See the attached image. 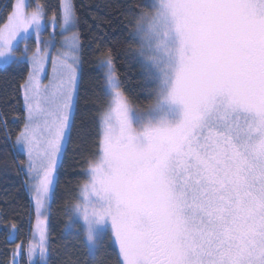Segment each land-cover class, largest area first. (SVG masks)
Listing matches in <instances>:
<instances>
[{
    "label": "snow or ice",
    "instance_id": "snow-or-ice-1",
    "mask_svg": "<svg viewBox=\"0 0 264 264\" xmlns=\"http://www.w3.org/2000/svg\"><path fill=\"white\" fill-rule=\"evenodd\" d=\"M150 7L155 16L145 26L142 12L136 35L147 38L139 56L158 102L149 114L134 112L112 60L101 62L109 102L73 217L84 223L93 256L107 230L118 264H264V0H153ZM28 8L15 0L0 28V58H27L18 45L44 26L42 8ZM74 20L71 0H62L61 31ZM77 45L73 35V51ZM27 59V120L15 147L35 173L39 216L72 127L77 61H56V81L43 85L46 54L37 48ZM38 232L28 264L37 257L47 264L43 220Z\"/></svg>",
    "mask_w": 264,
    "mask_h": 264
},
{
    "label": "trees",
    "instance_id": "trees-1",
    "mask_svg": "<svg viewBox=\"0 0 264 264\" xmlns=\"http://www.w3.org/2000/svg\"><path fill=\"white\" fill-rule=\"evenodd\" d=\"M31 2L40 3L47 16L60 19L62 0ZM72 4L81 43L80 74L62 168L72 161L74 169L72 180L62 194L56 189L51 203L47 264H118L121 256L107 230L98 240L96 254L90 253L81 225L71 223L72 208L88 180L89 164L97 159L101 114L108 106L101 62L112 60L120 89L135 108L154 101V86L133 34L141 13L151 10V0H72ZM13 5L14 0H0V28ZM29 72L25 60L0 66V264H28L34 211L25 181L26 156L15 144L26 122L23 86ZM17 247L19 261L13 263Z\"/></svg>",
    "mask_w": 264,
    "mask_h": 264
},
{
    "label": "rangeland",
    "instance_id": "rangeland-1",
    "mask_svg": "<svg viewBox=\"0 0 264 264\" xmlns=\"http://www.w3.org/2000/svg\"><path fill=\"white\" fill-rule=\"evenodd\" d=\"M25 2L29 6L28 11L35 10L38 5L42 8V10H43V21H42V23L44 26L41 29L38 36L35 33H33L23 43H20L18 45L17 55L20 56V54L24 53L25 50L27 49L26 57L30 58L32 56V54L34 52H36L37 48L43 50V52L47 56V63L45 64V72L41 76V83L43 85H49L50 83H53L56 81L55 73L53 72V64L56 61H58L60 59L67 58V62L71 64L73 56L76 57L77 62L75 64H73V67L76 69V91L74 92V95H73V105L74 106H73L72 113H71V121H72L73 113H74V109H75L76 98H77V92H78V86H79V74H80V46H81V43H80V37H79V33H78V28H77L76 16H75V20H74V25L72 26L71 30L67 31V32H62L61 28L59 27V25L62 23L61 16H60V19H58L56 17H49L46 15L44 7L40 3L31 2V0H25ZM14 3H15V0H14ZM71 3H72V0H71ZM152 3H153V0H151V4ZM153 16H155V9L151 8V10L149 12L144 13V19L140 22L146 26L149 19ZM5 23H7V21ZM4 24H3V26H4ZM136 31H137V25L134 28L133 34H134L135 41L138 44V52L140 53L141 50L147 51L148 50L146 47L147 38L142 40L140 36L136 35ZM73 35H75L78 38V45L76 46L75 51H73L71 46H70V41H71V38ZM27 58H21V60H25L28 62ZM140 59H141L143 65L145 67V70H146L147 65L145 64V61L141 57H140ZM12 62H13V60H11V59L6 60L5 58H0V66H4V65L10 64ZM29 66H30V64H29ZM30 71H31V66H30ZM106 73H107V68L104 66L105 90H106V93L108 96V102H109V92H108V87H107ZM146 73H147V77H148L149 81L154 86V93H155L154 101L152 102V104H150L146 108L137 109L128 100V103H129L130 107L132 108V110L134 112L140 113V114L151 113V111L155 108V106L158 102V99H159L158 95H157L156 82L149 78L147 71H146ZM24 106H25V102H24ZM26 120H27V112H26ZM100 128H101V136H102L101 119H100ZM68 137H69V134H68ZM67 140H68V138L62 144V154L57 157L56 169L53 173V187H52L51 192L49 194V200L46 204V214H42L39 216L37 215V212H36L35 200H34L33 192L31 190V185L35 183V173H32V174L29 173V170H28L29 157H28L27 153L25 151L17 148L18 150L23 152L26 156V163L24 166L25 181H26L27 189H28L30 196H31V199H32V205H33V211H34L31 238H30L29 243H28L27 248H26L27 262H28V256H27L28 247L31 244L37 243L39 240L38 220L44 221V227H45L46 236H47L46 247H47V262H48L49 215H50L51 203H52L56 189H58L59 194H62L66 185L73 178L72 170L74 169V163L72 161H68L64 165V167L62 168V161H63V157H64V151H65V146H66ZM95 162H96V160L91 162V163H95ZM45 163H46V161H45ZM90 164L88 166V169L90 167ZM41 167H42L41 163L39 161H37V169L39 170ZM41 175H42V172H41ZM87 182H88V180H87ZM72 222H74V223L78 222L81 225L83 232L85 234L84 223L82 222L81 219L74 218L73 214H72L71 223ZM105 231L106 230H102L98 234L96 244H98L99 238L102 236V234ZM85 240L89 246V243H88L87 238H86V234H85ZM115 243L117 244L116 241H115ZM117 247H118V244H117ZM19 250H20V247H17L15 250L16 254H15V257L13 258V263H17V261H19V256H18ZM118 250H119V247H118ZM121 259H122V257H121ZM34 264H39L38 257L36 258V261L34 262Z\"/></svg>",
    "mask_w": 264,
    "mask_h": 264
}]
</instances>
